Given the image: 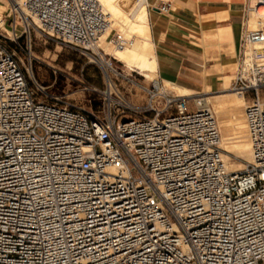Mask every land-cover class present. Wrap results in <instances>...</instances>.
<instances>
[{
  "label": "built area",
  "instance_id": "built-area-1",
  "mask_svg": "<svg viewBox=\"0 0 264 264\" xmlns=\"http://www.w3.org/2000/svg\"><path fill=\"white\" fill-rule=\"evenodd\" d=\"M1 1L0 264H264V0L244 2L231 87L255 92L244 108L252 161L235 173L202 99L168 97L159 81L143 106L121 96L97 0ZM157 2L147 9L166 13ZM34 33L109 63L110 83L89 90L100 110L38 101L17 57L21 40L31 54Z\"/></svg>",
  "mask_w": 264,
  "mask_h": 264
},
{
  "label": "rangeland",
  "instance_id": "rangeland-1",
  "mask_svg": "<svg viewBox=\"0 0 264 264\" xmlns=\"http://www.w3.org/2000/svg\"><path fill=\"white\" fill-rule=\"evenodd\" d=\"M1 1V0H0ZM131 1V7H126V11H131L133 6L137 3L136 0ZM147 4L161 0H146ZM164 3V2H163ZM6 3L0 2V12H3ZM150 12L152 10H149ZM153 17H151L152 20ZM113 30L110 33L109 37H112L115 33H120V27H112ZM3 29L9 32V29L4 25ZM243 33V28H242ZM241 33V35H242ZM108 37V36H107ZM152 40V38H151ZM9 45V43H7ZM240 45V44H239ZM21 50L17 51V57L20 59V64L24 66V74L27 78L30 89L34 92L38 101H43L47 103H59V105H75L85 108L86 110H100L101 109V100L98 94L91 93L90 89H96L102 91L105 89V75L98 65L99 62L94 61L89 55L84 53H79L73 49L67 48L63 44L56 42L54 40H46L40 38L37 34L34 33L32 37L31 44V54L25 50V43L23 40L20 41ZM216 52V54L222 61H227L231 59V50L230 47L227 50L222 51V48L217 45H210L207 48ZM221 52V53H219ZM106 52L105 59H111L113 62V68L115 73L110 74V78L115 85L116 89L120 92L121 96L130 104L140 107L145 104V94L144 89L148 88L152 82L147 81L139 73L132 72L129 69L125 68L121 63L113 60L114 56ZM31 57H30V56ZM211 55V56H213ZM206 56L207 53H206ZM211 58V57H210ZM233 63H236V68L233 71L224 70L221 74L222 77H226L223 81L220 79L219 84H222V90L220 85L218 89L209 91L208 94L200 96L201 98H212L220 99L227 97L230 94L238 93V90H233L231 85L236 76L239 67V48L237 54L233 60ZM159 74L157 76V81L161 82L162 87L163 79H160ZM230 80H228V78ZM32 78L39 84V86L44 90V92L36 89L33 85ZM176 83V82H175ZM178 84V83H177ZM181 85V84H180ZM185 86V85H183ZM241 86L237 85V88ZM189 87V86H186ZM196 91H202L201 89H195ZM243 97L245 100V106L252 101L255 97V92L250 90H243ZM258 97L261 101L264 102V85L258 90ZM57 100V101H56ZM212 109L216 120L220 116V112L214 109L213 103L208 104ZM241 106L236 109V116H244V108ZM128 117L142 118L144 116L148 117V114H127ZM245 122V119H244ZM218 123V121H217ZM219 128V126H218ZM220 132V130H219ZM221 136V133H220ZM245 139L248 140L246 129H245ZM229 143V146L232 147L234 140H230V137L226 141ZM222 150V155L227 160L230 168L234 166H241L242 171L250 161L245 159L239 153L232 150L231 152ZM230 155H229V154ZM246 161V162H245ZM239 172V171H238Z\"/></svg>",
  "mask_w": 264,
  "mask_h": 264
},
{
  "label": "crops",
  "instance_id": "crops-1",
  "mask_svg": "<svg viewBox=\"0 0 264 264\" xmlns=\"http://www.w3.org/2000/svg\"><path fill=\"white\" fill-rule=\"evenodd\" d=\"M162 1L169 6L166 13L149 11L157 76L195 92L198 91L190 87L201 89L209 85L213 91L220 85L222 90L220 77L206 82L203 74L217 72L221 76L224 68L234 64L243 28L245 0ZM154 2L152 5L158 4ZM210 45L220 46L222 51L230 47L233 49L231 59L222 61L213 55L216 52L207 51Z\"/></svg>",
  "mask_w": 264,
  "mask_h": 264
},
{
  "label": "bare ground",
  "instance_id": "bare-ground-1",
  "mask_svg": "<svg viewBox=\"0 0 264 264\" xmlns=\"http://www.w3.org/2000/svg\"><path fill=\"white\" fill-rule=\"evenodd\" d=\"M97 1L102 7L104 13L109 17L111 24L110 29L101 37L99 41V47L102 48L105 52L113 55L114 59L117 62L121 63L125 68L129 69L132 72L139 73L149 82H157L158 66L154 53V45L151 41L150 36V12L147 9V1L143 0L142 2L135 3L136 5L133 6L131 11L129 12L125 10L126 7H131V1L129 0ZM246 26L247 32L255 31L257 29L258 23L256 15L254 13L249 12ZM112 27H120L119 34L123 38L122 48L112 47V45L108 41H106L110 30L113 29ZM260 47L258 49H264V45H262L261 48ZM253 50L254 49L252 47H249L247 49V58L243 63L244 70L249 67L248 56L249 53H251ZM232 53L233 49H231V54ZM98 62V65L105 75V81H107V83H110V81L108 80V75L106 74L109 63L103 60H99ZM234 69H237L236 63L232 64L230 67L228 66L224 68V70L228 71H233ZM217 77H220L222 81L224 78H226L219 76L217 72H209L205 75L203 74V79L206 82L212 80L215 81ZM227 78L228 80H230L229 77ZM163 85L164 88L162 87L161 89L168 97L175 99L197 97L202 99L205 106L213 103L214 109L217 110V112H220V116H218L216 120V122L218 121L217 127L219 126L218 131L220 130L219 134L221 133L220 148H223L224 150H227L229 152L234 150L235 152L242 155V157H244L245 159H248L250 162L252 161L249 140H243L246 137L245 129L247 134L246 122H244L245 117L236 116V109L240 108L243 105L245 106L243 90L239 89L238 93L236 94L234 93L224 98L212 100V98L200 97L209 93V85H205V87H203V90L198 92L184 88L167 80L163 81ZM229 137L230 140H234L232 147L229 146V143L226 142ZM222 158L227 171L232 173L238 171L240 172L241 166H234L230 168L227 160L225 159V157H223V155Z\"/></svg>",
  "mask_w": 264,
  "mask_h": 264
}]
</instances>
